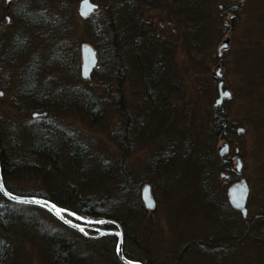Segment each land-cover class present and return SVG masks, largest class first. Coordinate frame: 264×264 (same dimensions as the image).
Listing matches in <instances>:
<instances>
[{
  "label": "rangeland",
  "instance_id": "rangeland-1",
  "mask_svg": "<svg viewBox=\"0 0 264 264\" xmlns=\"http://www.w3.org/2000/svg\"><path fill=\"white\" fill-rule=\"evenodd\" d=\"M20 1L26 3L24 0H12L10 2L0 0V27H5L9 33L15 31L13 25L17 22L12 18V15ZM32 1L28 0L31 6ZM207 1L211 5L212 21L216 24L213 26L212 23L209 28L212 32L215 29L214 38L216 37V41L214 47L209 48V51L207 49L199 51L200 54H204L206 59L204 63L208 66V70L198 66L196 70L191 68L188 72L186 71L185 84L188 87L186 95L193 96V91L196 89L194 87L196 75L212 82L211 77L214 76L219 80L218 73L220 72L223 75V80H226L228 90L232 93V100L225 103L226 100L224 103L225 106L227 105L230 116L238 122V126L235 133L233 132L234 134L230 136V145L226 146L222 143L219 145L220 152L227 148L230 156H235L238 153L243 157L242 172L237 171V175H231L232 179L223 177L224 175L221 173L216 179H213L208 170L204 171L206 165L202 172L200 161L203 160L200 155L196 157L191 155L189 158L190 146L187 145V141L190 138L188 135L191 131L190 127L192 125L196 127L197 123L201 124V121L206 118L208 107L211 104L215 105L218 98L213 82L208 84L207 91H204L211 92L203 93L202 98L198 100L199 103L196 104L200 106V109L196 111L197 109L194 108L193 111H190L191 114L187 112L188 117L187 115L184 117L180 110L186 100L181 95L178 96V99L172 97L170 100L172 105L177 104L178 110H173L168 107L165 97L163 99L160 92H157L155 102H152L148 99V94L143 95V91L140 89L141 87L144 89L140 80L146 77L145 71L154 66L158 56L161 55L164 58V54L167 52L171 54L168 60L165 59L167 63L171 64L170 67L164 76L162 75L163 77H159L160 84L163 83L166 92L168 86L175 83L173 77L175 66L185 71L188 65V51L190 50L186 46L190 47L192 42H183L177 32V36L174 35L173 26L167 21H164L165 26L160 29L158 36L163 34L168 38L175 36L178 43L172 48L173 50H170L167 45L170 43H161L156 48L147 44L146 47L143 46L135 52H133L132 44L127 48V55L129 54L127 64L133 73V80L136 82H133L131 86L130 83L126 82L125 93L129 96L128 108L132 117L127 138L124 141L121 139L126 133V123L122 121L118 107L115 105L113 108L110 103H106L108 100L105 101L100 92L101 89H93L92 91L95 98L100 99L99 104L102 107L98 123L95 122L93 125L91 124V115L88 116L85 113L84 105L86 101L88 102L87 98L84 99L78 92L71 89L72 85L70 84H74L76 87L80 84L82 85L79 87H90V83L92 85L97 80L106 81L109 77V80H113L112 76H109L112 71L109 73L106 70L107 60L110 58L106 59L105 57L104 62L99 60L97 45L100 43V52L104 53L108 46L102 45L101 41H104L105 38L102 34H100L101 37L94 32L89 33L88 22L79 14L81 1L78 3L74 1L73 3L75 7L73 11L74 22H76L75 27L78 30L75 37L78 40L91 39L90 44L97 51L98 63L95 68L98 67V70L92 72L90 79L85 78L89 79L90 83L79 78L82 76L83 44L80 45L79 51L74 49L72 54L67 53L65 59L58 63L59 66L54 67V72L53 67L49 66V72L54 77L51 88L65 90L60 94L61 100L58 103L67 109L66 115L60 120L65 123L66 127H71L83 138L84 144L91 150L93 159L92 162H82L71 167L66 171V178L76 177V180H79L80 173L85 170H89L91 173L104 174L101 166V158L104 157L106 162L111 164L112 178L106 179L101 184V188L98 190L100 196L106 195L107 191H115L119 186L121 188L124 185L125 179L121 170H125V173L131 176L133 184L139 185L141 193L149 185L154 206L153 208L147 207L146 212H140L139 216L136 213L139 220L131 221L134 224L133 228L128 227L134 234V231L138 233V226H145V232L136 235L135 239L138 240L136 246L133 244L134 241L130 239L127 243L130 253L135 256L134 258L143 259L150 264H264V241L256 233V227L252 229L254 233L251 235L252 230L248 226L247 237H242L241 243L238 244L237 240L240 237L235 236V234L236 232L244 234V229L237 223L239 221L233 213L229 212L231 207L227 192L233 179L243 178L246 180L249 186L248 220L251 226V221L253 218H257L258 210L264 205V92L252 88L248 84L257 76L254 75L256 73H253L257 64L255 63L254 66L252 61L254 54L249 46L260 36L257 20L263 14L260 11L264 8V2L262 0ZM168 3V0L160 1L156 8L146 12V16L154 17L157 23L167 13L170 14L169 9L171 8L172 17L177 18L181 7L178 6L179 4L169 5ZM229 5H239L241 8L237 24L232 22L235 17L234 13L222 11L223 7L227 8ZM97 10L98 7L92 15L97 13ZM220 11L223 12V19H219ZM217 20H220L221 27H219ZM13 38L10 39L9 34V38L4 44L5 47L0 46V51L3 49L0 56V106L7 109L10 90L14 94L16 87L23 83L20 76L27 77L22 66V60L19 61L11 53H8V49L17 46L13 42ZM9 39L11 44H8ZM224 41H227L229 46L221 50ZM36 50L38 47L32 51ZM42 53L43 51L40 54L44 62L50 60L46 55L49 52L47 53L45 50ZM216 53L220 55L217 62L213 59ZM133 86L136 88L135 90H139V93L133 92ZM174 93H177L176 89L173 90ZM140 94L141 97H138ZM261 97L263 98L260 99ZM82 105L84 109L81 108ZM81 112H84L83 116H80ZM27 117L22 120H28ZM33 117L35 116L33 115ZM191 119L196 121L193 122ZM25 123L19 122V125L25 126ZM61 125L65 127L64 124ZM240 128L243 129V132L239 131ZM113 131L117 132L112 138L110 134ZM22 135L24 140H30L32 136L26 128ZM125 142L130 146L131 154L127 151ZM203 158L205 161L206 155H203ZM189 159H195L199 167ZM231 163L237 169V158ZM202 175L208 185H205L204 180L200 179ZM8 181L14 189H23L21 191L24 192H29L34 188L38 192L45 190L44 186L33 182L24 183L11 178ZM66 182L64 177L55 175L51 185L52 188H62L63 190L65 187L62 186ZM128 190L125 195L123 192L124 196L121 194L117 197V193L113 194L111 199L112 201H120L124 197V204L127 205L124 206L126 210L131 206L135 197V191L133 189ZM16 203L0 195V207L6 210L0 212V218H2L0 219V264H56V242L52 241L54 238L53 229L64 236V242H62L65 245L62 250L65 253L73 254V264H109L110 253H107L108 250L105 245L87 243L85 237L79 235L76 229V231L73 230L50 211L40 206ZM145 205L147 206L146 201ZM225 207H227V211L224 210ZM127 213L121 214L119 212V216L125 220L132 219L131 212L128 217L126 216ZM67 216L73 220L72 216ZM194 240L201 242L192 244L188 252L184 251V254H181V251Z\"/></svg>",
  "mask_w": 264,
  "mask_h": 264
},
{
  "label": "trees",
  "instance_id": "trees-1",
  "mask_svg": "<svg viewBox=\"0 0 264 264\" xmlns=\"http://www.w3.org/2000/svg\"><path fill=\"white\" fill-rule=\"evenodd\" d=\"M24 1L26 3H21L20 1L14 9V14H11L12 18L17 22L13 25V29H15L14 33H9L3 26L0 27V46L2 48L5 47L4 44L9 38V34L10 39L14 37L13 42L17 46L8 49V53H11L17 60H22L23 69L27 73V77L20 76L23 79V83L19 87H16L15 93L13 94V91L11 92L10 90L8 109L1 108L0 106V159L5 185L14 194L41 197L54 202L61 208L81 217V220L74 217L75 222L97 226V231L86 228V234L75 229L73 230L82 237H85L87 243L105 245L108 250L107 253H110L109 264H124L120 261L116 253L118 238L115 235L100 236L99 229L118 230L119 224L124 232L125 256L130 260L150 264L143 259L134 258L135 256H132L130 253L127 243L130 239L134 241L133 244L136 246L138 244V240L135 239L137 237L136 235L145 232V226H138V233L134 231V234L128 228L130 226L134 227L132 222L138 221L140 212H146L147 210L144 200L145 190L141 193L139 185L133 184L131 182V176L125 173V170H121V173L124 174V185L121 188L119 186L115 191H107L106 195L100 196L98 190L101 188V184L106 179L112 178L110 173L111 164L106 162L104 157L101 158V166L105 172L104 174H98L97 172L91 173L89 170H85L80 173L79 180H76V177L66 178V171L71 167L82 162H92L93 159L90 153L91 150L86 147L83 138L74 129L72 130L71 127V130L66 127L65 123L60 120L66 115L67 108L64 109L61 103H58L61 100L60 94L62 91L65 92V90H54L51 88L54 77L49 72V66L53 67L52 70L54 72V67L59 66L58 63L62 59H65L67 53L70 52L72 54L74 49H78L79 51L81 44H90L91 39L78 40L75 37L78 30L75 27L76 22H74L75 15L73 11L75 7L73 3L74 1L78 3L82 0H33L32 6L28 0ZM160 1L164 2L165 0H92V2L98 5V10L96 11L98 14L95 13L93 14L95 16L92 15L89 19L85 20L88 22L89 33L94 32L97 36H101L100 34H102L105 38L104 41H101L102 45L108 46L104 53L100 52V43L97 45L99 60L104 62L105 57L106 59L110 58L107 60L106 70L109 73L112 71L109 76H112L113 80H109V77L106 81L97 80L96 83L91 85L88 81L90 78L85 79L81 76L79 78L84 82H89L90 87H79L82 84L76 87L74 84H70L72 85L71 89L72 91L78 92L84 99L87 98L88 102L86 101L84 105L86 108L85 113L88 116L91 115L92 125L99 120L102 111V107L99 104L100 99L97 97L96 99L92 91L93 89H101L100 92L103 94L105 101L108 100L106 103H110L113 108L116 105L118 110H120L122 121L126 123V133L121 141L127 138L132 117L130 109L128 108L130 102L128 99L129 96L125 93L126 82L128 84L130 83V86L133 82H136L133 80V73L127 64L129 55H127V48L132 44L133 52H135L143 46L146 47L147 44L150 47L156 48L161 43H170L167 45L170 50H173L172 48L178 43L175 36V38H168L164 34L158 36L160 29L164 28L166 21L173 26L172 31H174V35L177 36L178 34L185 43L187 41L192 42L190 47L186 46L190 50L188 51V65L185 71L175 66L173 72L175 83L172 86H168L166 92L163 88V83L160 84L159 77L164 76L170 67L171 64L169 62L168 64L167 60L171 57V54L167 52L164 54V58L161 55L158 56L154 66L145 71L146 77L140 80V84L144 85V89L143 87L140 88L143 92H140L143 95L147 93L148 99L152 100V102H155L156 94L160 92L161 97L163 99L165 97L168 107L173 110H178L177 104L172 105L170 100L172 97L178 99V96L181 95V97L186 98L184 101L186 105L184 104L182 109H180L184 117L186 115L188 117V113L191 114L190 111H193L194 108L197 109L196 111L200 109V106L196 104L199 103L198 100L202 98L203 93L208 94L211 92H204L207 91L208 84L213 82V86H216L215 89L218 94L219 80L216 76L211 77L212 82H210L208 79L196 75L194 85L196 89L193 91L194 94L191 97L186 95L188 87L185 84V73L191 70V68L196 70L198 66H202L208 70V66L204 63L206 60L204 54H200L199 51H203V49L209 51V48L214 47L216 41V37L214 38L215 29L212 32L209 28L212 23L213 26L216 25L212 21V14H210V2L207 0H168L169 5L174 3L176 5L179 4L178 6L181 7L180 12H178L179 15L174 19L170 8L171 15L167 13L164 18H161L156 23L154 17L146 16V12L152 8H156L160 4ZM262 1L264 2V0ZM161 5L163 4L161 3ZM176 10L178 11L179 9ZM240 10L239 5H229L227 8L223 7L222 11L234 13L235 17L232 22L233 24H237ZM222 11L219 13V19H223L224 17ZM260 12H263L257 20L260 36L258 40L252 42L249 46L253 50L254 56L252 61L254 62V66L255 63L257 64L253 71V73H256L254 75L257 76L253 80L251 79L252 81L248 84L250 87L264 92V8ZM217 21L219 27H221L220 20ZM10 39L8 40V44H11ZM35 47H38V50L32 51L35 50ZM45 50L47 53L49 52L46 55L50 59L46 62H44L40 54L42 51L44 53ZM2 53L3 49L0 51V56ZM219 57L220 55L216 53L215 58L213 57L214 61L217 62ZM26 66L28 67L25 68ZM97 70L98 67L94 71L96 72ZM224 83L225 89H228L225 79ZM135 89L133 86V92L139 93V90ZM174 89L177 90V93L173 94ZM138 97H141V94ZM231 100L232 98L225 103ZM225 103L222 106L211 104L207 109L206 118L201 121V124L197 123L196 127L192 125L190 127L191 131L188 134L190 137L189 141H187V145L190 146L189 158H191V155H195V157L200 155L203 160L200 161L202 172L206 165L207 167L204 171L206 172L208 170L210 177L213 179H216L219 173L225 176H235L238 174L237 169H235L236 167L232 166L227 155H223V151L220 152L221 148L219 147L221 143L226 146L230 145V136L235 133V129L238 126V122L230 116V112L227 109V105L225 106ZM81 108L84 109L83 105ZM83 113L81 112L80 116H83ZM34 114H38V116L33 117ZM30 116L33 118H30ZM24 117H27L26 119L28 120H22ZM191 120L193 122L196 121L195 119ZM19 122H26L25 126L23 124L19 125ZM61 124H64L65 127H62ZM25 128L32 134L30 140H24L22 132ZM115 132L113 131L110 134L112 138L115 137ZM226 146L223 148L225 149ZM129 147L126 143L127 151L131 154ZM203 155H206L205 161ZM235 156L243 160V157L238 153ZM190 161L199 167L195 159H191ZM55 175L65 178L67 182L62 186L65 189L52 188L51 184ZM10 178L24 183L33 182L42 185L45 190L42 189L44 191L41 192H38L35 188L29 192L21 191L23 189L16 190L9 184L8 179ZM200 179L204 180L205 185L207 184L205 183L203 175ZM147 186L149 187V185ZM128 189L135 191V197L131 206L126 207V210L124 207L126 205L124 204V197L120 201H112L111 199L115 193H117V197L121 196V194L123 195V192L125 195V192L129 191ZM0 195L4 197L1 193ZM129 210L132 219L125 220L119 216V212L122 214L127 213ZM3 211L6 210L0 207V212L2 213ZM130 212L126 214L127 217ZM258 213L257 218H253L251 221V230L256 227V233L264 241V205L261 206ZM93 217H98L101 223H97ZM52 233H54L52 234L54 238L51 240L54 243L56 242V264H73V254L65 253L62 250L65 245L63 243L64 236L55 229H53ZM253 233L254 231L252 230L251 235ZM91 234H95V236L90 237L89 235ZM200 242L195 240L191 241L187 245V249L185 248L181 251V254L184 251L188 252L192 244L195 245Z\"/></svg>",
  "mask_w": 264,
  "mask_h": 264
},
{
  "label": "water",
  "instance_id": "water-1",
  "mask_svg": "<svg viewBox=\"0 0 264 264\" xmlns=\"http://www.w3.org/2000/svg\"><path fill=\"white\" fill-rule=\"evenodd\" d=\"M7 1L10 2L12 0H7ZM97 7L98 5L92 2V0H82L79 6V14L82 18L88 19L92 15V13L97 9ZM228 46H229V43L227 41H224L223 45L221 46V50L224 48H228ZM97 63H98V57H97V51L95 50V48L91 44H88V43L83 44L82 46V76L84 78H89L92 72L94 71L95 67L97 66ZM218 77H219L218 98L216 100L215 105L222 106L226 100L231 99L232 93L228 89H225L223 75L220 72L218 73ZM34 116L37 117L38 114H34ZM239 131L243 132V129L240 128ZM227 153H228V150L226 148L225 150H223V155ZM242 165H243L242 160L240 158H237V171L239 173L242 172ZM234 190H239L237 198H234L233 196ZM0 193L4 197H6L7 199L13 202L40 206L50 211L58 219H60L62 222H64L71 228L76 229L77 231H80L86 234V231H85L86 226L81 223L71 220L70 218H68L67 215L75 217L78 220H81L80 216L75 215L71 213L70 211L61 208L60 206H58L57 204H55L54 202L48 199H44L41 197H35V196H22V195L14 194L11 191H9L4 182L1 159H0ZM248 196H249V186L245 179H242L240 182L234 184L233 186L229 188L230 201L238 208H242L244 211H246V204L248 201ZM145 201H146L147 207L153 208L154 200L152 199L151 191L148 186L145 188ZM93 219L97 223H101L98 217H93ZM118 228H119L118 230L99 229L100 236L115 235L118 237L116 253L120 261L123 262L124 264H143L141 262L130 260L125 256L124 232L119 224H118Z\"/></svg>",
  "mask_w": 264,
  "mask_h": 264
},
{
  "label": "flooded vegetation",
  "instance_id": "flooded-vegetation-1",
  "mask_svg": "<svg viewBox=\"0 0 264 264\" xmlns=\"http://www.w3.org/2000/svg\"><path fill=\"white\" fill-rule=\"evenodd\" d=\"M226 155L228 156V158H229L230 161H232V160H234L236 158V156H230L229 153H227ZM223 177H226V178H229V179L231 178L232 179V176H229V175H227V176L224 175ZM242 179L243 178L233 179V182L231 183L232 185H230V187L233 186L234 184L240 182ZM229 188H228V191H227L228 193H229ZM238 191L239 190H234L233 191L234 198H237ZM229 203H230V207H231V209L229 208V212H232L233 213L234 217L237 218L238 221H239L237 223H239L241 225V228L244 229V231H243L244 234H240V232H236V234H235V236L240 237L237 240L238 244H240L241 243L240 241H241L242 237H247L248 226H249V229L251 228L250 221L248 220L249 219L248 201H247V204H246V211H244L242 208H238L237 206H235L230 201V199H229ZM226 209H227V207L224 208L225 211L228 210V209L227 210ZM85 221L88 222L87 220H85ZM91 223H93V222H91ZM85 226H86V228H90L92 231H97L98 230V227L95 226V225H93V224L85 225ZM89 236L90 237H93V236H95V234H91Z\"/></svg>",
  "mask_w": 264,
  "mask_h": 264
}]
</instances>
